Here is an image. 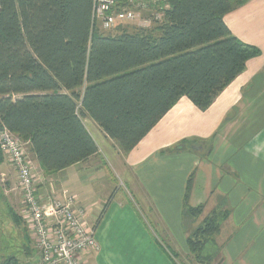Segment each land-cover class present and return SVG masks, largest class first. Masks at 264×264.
<instances>
[{
    "label": "trees",
    "instance_id": "1",
    "mask_svg": "<svg viewBox=\"0 0 264 264\" xmlns=\"http://www.w3.org/2000/svg\"><path fill=\"white\" fill-rule=\"evenodd\" d=\"M94 1L0 0V131L28 146L43 175L98 154L84 119L128 154L181 98L205 112L260 54L225 25L231 0H165L152 29L119 25L114 35L91 18ZM114 1L117 11L136 2ZM190 182L183 214L193 216ZM214 223L196 237L212 235ZM27 238L24 228L19 239ZM17 257L5 254L0 264H20Z\"/></svg>",
    "mask_w": 264,
    "mask_h": 264
},
{
    "label": "crops",
    "instance_id": "2",
    "mask_svg": "<svg viewBox=\"0 0 264 264\" xmlns=\"http://www.w3.org/2000/svg\"><path fill=\"white\" fill-rule=\"evenodd\" d=\"M231 4L225 25L260 54L247 61L244 71L205 112L181 98L125 155L84 119L98 154L51 176L39 172L29 153L42 178L39 194L74 198L87 209L89 224L95 223L97 249L84 253L80 264H179L176 256L187 255L181 223L189 180V208L213 202L215 206L227 198L228 205L239 208L232 216L234 227L249 223L239 226L216 264H264V197L246 193L254 200L244 208L242 184L224 186L219 171L223 163L215 152L220 142L228 141L239 117L245 118L244 123L255 118L254 127L257 115L264 114V0H231ZM252 95L258 97L251 106ZM259 154L264 161V152ZM36 260L38 264V255Z\"/></svg>",
    "mask_w": 264,
    "mask_h": 264
},
{
    "label": "rangeland",
    "instance_id": "3",
    "mask_svg": "<svg viewBox=\"0 0 264 264\" xmlns=\"http://www.w3.org/2000/svg\"><path fill=\"white\" fill-rule=\"evenodd\" d=\"M163 3L164 0H139L138 7L132 3V7L128 9L135 15V19L132 22L117 23L112 29L108 31L102 30V32L107 35H114L119 25L127 32H132L134 29L150 30L159 24V22H152L151 16L155 13L160 14L159 10L164 8L161 6ZM262 95H259V97ZM257 97L258 95H252L250 98L251 100L248 102L254 103ZM250 103L248 105H250ZM263 115L262 113L257 115L259 123H257L258 125H254V127L251 126V123L255 118L244 123L245 118L239 117L237 119V125H234L231 132L227 134V136L229 135L226 137L228 141L220 142V148L215 150L216 156H220L222 160L221 163H223L219 171L221 178L224 179V181L222 180L224 186L228 188L234 183L242 184L243 197L241 200L245 201L244 205H242L244 208L249 206V203L254 200L251 197L247 198L246 193L255 198L257 196L264 197V161L259 154V152H264ZM256 139H261V141L258 142ZM25 149L29 154L28 149L26 147ZM248 151L251 153L249 154ZM2 157L3 156H1V158ZM3 159L2 163H0V257H3L5 254H14L18 251L17 258L20 264H37L36 259L38 254L34 250L32 244H30L29 238H27L29 242H27L26 239H22V241L19 239V236L24 234V223L20 220L18 225L14 224L15 218H19L21 200L18 192L14 190L16 185V174L13 167L4 157ZM216 160L217 159H215V161ZM240 167L243 168L241 169L242 171L239 170ZM39 172L42 174L40 170ZM235 197L236 196H233L232 199H235ZM226 199L227 198L224 199V202L220 200L219 204L215 206L213 205L215 202H213L210 206L191 208L193 212L195 211L193 216L186 212L183 214L185 210L182 208L181 225L185 238L181 239V241H184L187 255L176 256L179 264L218 263L222 259V250L232 239L234 233L239 231V226L241 228V226L249 225V223L243 222L238 225V228L234 227L232 216L238 213L237 211L239 208L228 205L229 203ZM223 203H225V205H223ZM213 214H215L214 219ZM205 221H215V226L213 225L214 233L208 235L206 234L207 232H205V236L196 237L197 230L205 228ZM94 225L95 223L93 226ZM189 238L192 242L198 244V251L195 253L191 251L187 244ZM21 243L25 246L23 250L17 248Z\"/></svg>",
    "mask_w": 264,
    "mask_h": 264
},
{
    "label": "built area",
    "instance_id": "4",
    "mask_svg": "<svg viewBox=\"0 0 264 264\" xmlns=\"http://www.w3.org/2000/svg\"><path fill=\"white\" fill-rule=\"evenodd\" d=\"M165 1V0H164ZM139 6V0L133 3ZM114 0H95L92 18L104 31L117 23L132 22V11H117ZM160 14L151 16L158 22ZM5 128L0 131V152L16 173L14 190L21 200L19 218L24 223L29 240L38 254V264H80V257L97 249L93 225L88 212L72 197L57 199L38 192L41 174L26 152L25 143Z\"/></svg>",
    "mask_w": 264,
    "mask_h": 264
},
{
    "label": "bare ground",
    "instance_id": "5",
    "mask_svg": "<svg viewBox=\"0 0 264 264\" xmlns=\"http://www.w3.org/2000/svg\"><path fill=\"white\" fill-rule=\"evenodd\" d=\"M116 2V1H115ZM117 4V3H116ZM117 9V8H116ZM124 11H125V9H123ZM92 18V17H91ZM97 29H98V27H97ZM16 174V173H15Z\"/></svg>",
    "mask_w": 264,
    "mask_h": 264
}]
</instances>
